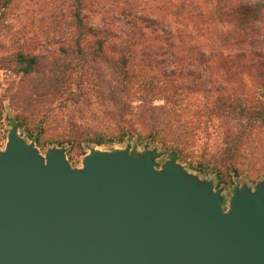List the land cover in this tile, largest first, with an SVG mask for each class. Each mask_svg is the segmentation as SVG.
Listing matches in <instances>:
<instances>
[{
	"label": "trees",
	"instance_id": "16d2710c",
	"mask_svg": "<svg viewBox=\"0 0 264 264\" xmlns=\"http://www.w3.org/2000/svg\"><path fill=\"white\" fill-rule=\"evenodd\" d=\"M14 1L0 0V25ZM85 1H63L69 3L75 30L71 44L61 47L56 59L50 53H13L21 80L10 89L17 111L12 126L40 148L66 145L86 152L129 142L159 146L189 170L232 184L240 176L248 137L264 128V0H215L214 6H195L200 42L191 54L178 46L182 43L177 32L159 37L166 44L165 50L156 44L162 52L193 67V87L168 79L170 72L155 74L149 65L135 64L129 45L107 55L102 39L85 43ZM125 5L120 14L128 17L131 3ZM247 56L253 59L248 65L258 68L252 76L242 61ZM192 88L201 96L190 98L186 93ZM56 129L60 132L47 136ZM257 153L262 161L248 167L255 179L264 178V154L261 149Z\"/></svg>",
	"mask_w": 264,
	"mask_h": 264
},
{
	"label": "water",
	"instance_id": "95a60500",
	"mask_svg": "<svg viewBox=\"0 0 264 264\" xmlns=\"http://www.w3.org/2000/svg\"><path fill=\"white\" fill-rule=\"evenodd\" d=\"M156 149L73 168L18 126L0 151V264H264V181L223 190Z\"/></svg>",
	"mask_w": 264,
	"mask_h": 264
},
{
	"label": "rangeland",
	"instance_id": "374dc122",
	"mask_svg": "<svg viewBox=\"0 0 264 264\" xmlns=\"http://www.w3.org/2000/svg\"><path fill=\"white\" fill-rule=\"evenodd\" d=\"M63 1L15 0L13 5L7 10L3 24L0 25V151L5 148L7 136L13 127L12 121L17 115L16 107L11 102L10 89L20 83L21 76L16 74L17 67L12 55L17 50H22L41 56L50 53V57H55L56 59L58 57L56 55L60 53V48H65L71 44L75 29L71 25L72 19L69 18V3L64 4ZM126 3H131L132 9L128 17H123L120 14V10L126 8ZM126 3L124 0H86L84 10L81 12L86 30L82 40L87 44H92L96 40L102 39L105 42L104 47L107 55L113 54L117 46L124 50L126 48L128 50L130 46L134 53L135 64L149 65L155 74L165 71L170 72L171 76H168V79L193 87L197 82V79L189 75L193 67L180 63L176 57L174 58L167 54V50L162 52L156 44H160L165 50L166 44L159 37L164 36L165 31H175L177 32V37L181 38L182 45L178 46L180 48L183 47L187 51L186 55L191 54L195 43L200 42L197 28H199L201 20L194 7H203L204 3L214 6L215 0H128ZM55 6L57 7L56 9H54ZM182 6L184 7L183 9H181ZM177 7L180 8L178 12L176 11ZM162 16H165V19H161ZM158 19H161L160 24H157ZM204 37L211 38L208 34ZM132 44H134L135 48L132 47ZM249 60L252 63L253 59L251 56H247L242 61L248 66V71L252 76L254 72H258V68L257 66H251V63L248 65L247 62ZM249 66L252 68H249ZM250 75L245 78L247 86L250 84ZM232 86L233 84H230V88ZM26 87H29L28 83ZM194 92L195 90L193 89L186 94L190 98L193 94V98L201 96ZM162 103V101L156 102L158 105ZM210 130L211 132L213 131L212 128ZM57 132H60V129L49 130L47 136L50 137ZM213 137L210 138L211 144L214 141ZM247 143V151L242 159L240 176L237 179L233 178L232 184L227 182V180L220 184L214 175H201L189 170L186 164L179 161L178 164L188 172L197 174L202 179L212 181L214 189L221 188L224 199L222 207L227 209L228 202L237 187L246 185L253 189L258 182L264 181V178L255 179L251 177V171L248 170L250 163H260L262 161L263 156L259 155L257 150L261 149L264 154V128L248 137ZM129 144L132 151L138 153L146 149H156L160 153L155 160L157 168H160L170 159L168 154L164 153V150L159 146L153 147L149 145L144 147L143 145H135L134 142H129ZM125 145L93 148L109 151L115 148H124ZM53 146L56 145L49 146L47 144L38 148L44 155L47 149ZM63 147L65 155L73 168L81 167L83 157L90 150L84 152L79 148L70 150L66 145ZM215 154L213 151L212 156H215Z\"/></svg>",
	"mask_w": 264,
	"mask_h": 264
}]
</instances>
